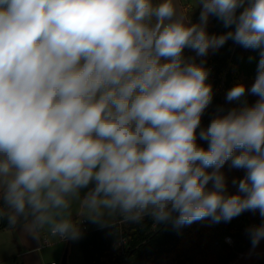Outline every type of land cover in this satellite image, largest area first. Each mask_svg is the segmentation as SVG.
<instances>
[{"label":"clouds","instance_id":"clouds-1","mask_svg":"<svg viewBox=\"0 0 264 264\" xmlns=\"http://www.w3.org/2000/svg\"><path fill=\"white\" fill-rule=\"evenodd\" d=\"M198 7L193 22L176 0H0V221L76 240V203L114 229L112 217L264 220V0ZM210 17L231 30L210 35ZM229 39L259 60L251 87L234 85L226 101L257 100L203 127L213 89L196 57ZM227 162L245 173L235 194ZM249 234L255 247L264 223Z\"/></svg>","mask_w":264,"mask_h":264},{"label":"trees","instance_id":"trees-1","mask_svg":"<svg viewBox=\"0 0 264 264\" xmlns=\"http://www.w3.org/2000/svg\"><path fill=\"white\" fill-rule=\"evenodd\" d=\"M183 1L185 4L182 5L187 10L185 14L191 16L193 22H197L199 7L189 14L188 10L192 6L188 0ZM229 30L231 29L225 28L216 17L209 18L207 31L210 35L224 34ZM184 54L195 56L190 49H185ZM196 59L197 62L206 59V67L210 69L208 83L213 89L212 101L202 116L203 127L210 123L221 107L227 111L245 100L248 104H253L248 95L241 101L230 103L225 97L234 85L255 79L258 50L244 49L229 39L218 51L210 50L206 58ZM198 142L207 147L205 142ZM221 171L226 177L228 193L235 194L237 188L232 180L242 178L244 170L231 168L230 162H227ZM262 222L259 214L252 212H244L229 222L213 223L211 219H204L179 228L170 222L156 223L151 217H145L139 224L123 222L121 218L115 217V229L104 227L82 231L79 243L87 264H229L252 245L249 229ZM22 224L23 221L16 226H10L4 219L0 221V230L15 229ZM120 236L126 239L122 252L114 247ZM226 236L232 237V244L225 241ZM252 264H264V256Z\"/></svg>","mask_w":264,"mask_h":264},{"label":"crops","instance_id":"crops-1","mask_svg":"<svg viewBox=\"0 0 264 264\" xmlns=\"http://www.w3.org/2000/svg\"><path fill=\"white\" fill-rule=\"evenodd\" d=\"M180 9L185 13L186 8L182 5L183 0H176ZM187 11V10H186ZM255 79L245 83L250 88ZM250 101L255 103L256 96L247 94ZM79 205L73 207L72 218L77 222L86 219L87 231L98 230L99 224L92 223L88 218L79 215ZM264 223V220H262ZM111 222H115V217L111 218ZM82 232V231H81ZM43 235L51 238V245H43ZM67 249L66 264H87L82 253L79 238L76 240L59 241L56 236L50 234V230H45L39 234L38 239H34L32 235L24 227V223L15 229L4 228L0 230V264H45L51 260L61 263V259ZM249 255L240 259L238 264H252L257 259L264 256V239L253 247L251 245L244 253ZM245 253V254H246ZM229 264H237L233 261Z\"/></svg>","mask_w":264,"mask_h":264},{"label":"built area","instance_id":"built-area-1","mask_svg":"<svg viewBox=\"0 0 264 264\" xmlns=\"http://www.w3.org/2000/svg\"><path fill=\"white\" fill-rule=\"evenodd\" d=\"M81 231H87V225H86V219H82L81 220ZM51 234V232H50ZM57 239L59 241H67V240H64V239H60L58 236H56ZM225 241L229 244H232L233 243V239L232 237L230 236H226L225 238ZM42 242H43V245H51L53 243V241L51 240V238L47 235H43V238H42ZM126 244V239L123 237V236H120L117 241L114 243V247L116 249H119L120 252H122V250L124 249V246ZM244 252H241L238 254L239 255H242ZM45 264H61L55 260H51Z\"/></svg>","mask_w":264,"mask_h":264},{"label":"rangeland","instance_id":"rangeland-1","mask_svg":"<svg viewBox=\"0 0 264 264\" xmlns=\"http://www.w3.org/2000/svg\"><path fill=\"white\" fill-rule=\"evenodd\" d=\"M188 2H189V4H190V6H192V7H191V10H192V11L189 9L190 7L188 8V9H189V10H188V11H189L188 13L191 14V13H193V12H195V11L197 10V8H198V0H188ZM188 6H189V5H188ZM76 206H78V203H76V204L73 205V207H76ZM245 253H246V252H245ZM245 253H243L242 255L237 256V257L234 258L232 261H233L234 263H237V264H238L241 258H243V257H245V256H247V255H249V254H247V253L245 254ZM232 261H231V262H232ZM231 262H230V263H231Z\"/></svg>","mask_w":264,"mask_h":264},{"label":"water","instance_id":"water-1","mask_svg":"<svg viewBox=\"0 0 264 264\" xmlns=\"http://www.w3.org/2000/svg\"><path fill=\"white\" fill-rule=\"evenodd\" d=\"M67 249H66V252L64 253L62 259H61V264H66L67 263Z\"/></svg>","mask_w":264,"mask_h":264}]
</instances>
